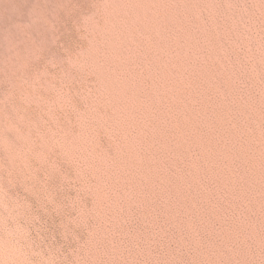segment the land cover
I'll return each mask as SVG.
<instances>
[{
    "label": "rangeland",
    "instance_id": "obj_1",
    "mask_svg": "<svg viewBox=\"0 0 264 264\" xmlns=\"http://www.w3.org/2000/svg\"><path fill=\"white\" fill-rule=\"evenodd\" d=\"M0 264H264V0H0Z\"/></svg>",
    "mask_w": 264,
    "mask_h": 264
}]
</instances>
